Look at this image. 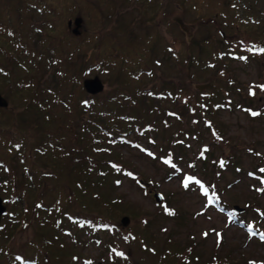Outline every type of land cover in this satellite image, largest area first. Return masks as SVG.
<instances>
[{
    "label": "trees",
    "instance_id": "16d2710c",
    "mask_svg": "<svg viewBox=\"0 0 264 264\" xmlns=\"http://www.w3.org/2000/svg\"><path fill=\"white\" fill-rule=\"evenodd\" d=\"M81 1L87 2L88 7L93 6L95 15L106 19L114 16L115 6H110L111 0H0V94L7 102L6 108H0V189L4 191L6 204L0 224V240H3L0 264L77 263V255L52 262L44 248L57 242L58 232L64 227L67 233L74 228L88 229L94 243H99L101 232L111 234L116 224L109 214L120 200L111 192L120 187L121 179H115L112 184L110 176L124 173L123 176L137 177L119 158L111 160L104 155L109 156L114 147H139L138 142L147 139L146 148L139 149L154 159L160 158L167 169L165 179L171 180L181 174L175 151L182 146L188 149L184 139L191 132L199 134L194 140L203 139L204 143L197 151L201 165L189 162L186 179L197 184L201 192L208 195L209 204L247 230V235L257 244L264 242L261 239L264 208L246 200L243 212L235 213L223 201V190L217 182L232 162L224 157L215 158V146L220 144L221 134L212 117L221 109H230L231 93L223 88L208 87L209 80L202 87L205 90L199 93L198 101L197 94L185 85L178 88L165 87L168 85L165 82L164 86L140 85L141 77L154 79L156 40H163H153L151 36L168 37L156 28L162 27V20L156 16V22L150 17L145 24L153 21L154 33L149 31L144 35L132 33L126 26L119 31L103 29L99 33L84 27L80 36H74L70 30L71 20L82 15ZM129 1L133 4L139 0ZM139 6L145 9L147 5L139 3ZM165 16L169 18L168 28L175 17L172 13ZM214 24L220 27L216 21ZM224 35L225 38L219 40L220 45L212 39L211 48L205 43L199 47L195 55L199 61L213 62V67L214 59L225 54L220 51L223 41L230 50V58L261 59L264 55L263 43L252 34ZM145 38L151 39L149 43L144 44ZM119 39L125 42L115 49L113 43ZM203 40L209 41V37ZM193 41L194 38L192 44ZM178 45L176 39L165 44L168 59H174L176 66L188 76L193 60L187 43ZM112 71L114 73L109 75ZM104 72L109 78V89L99 95H87L82 82L90 74L103 77ZM218 72L219 81L228 77L225 64L219 66ZM227 86L234 90V79L228 81ZM217 93H220L218 98ZM253 93L250 88L245 98L251 101ZM165 100L178 101L180 105L161 108ZM59 106L65 108L64 112L52 116L51 112ZM71 109L76 110L74 116L79 121L66 125L63 121ZM260 112L252 111L258 113L252 117H259ZM174 118L180 124L170 136L169 148L159 147L160 157L155 158L150 147H156L157 140L162 138V126L166 132L172 128L170 120ZM199 122L203 123L207 136L198 130ZM96 155L102 156L97 158ZM207 162L210 171L205 167ZM240 172L238 166L233 168L234 175ZM262 172L258 167L248 174L257 180L258 187L254 188L257 192L264 190ZM211 174L212 178L208 179ZM61 211L63 217L57 214ZM52 221L54 229L48 230L46 227ZM148 223L147 218L137 220V225L147 226ZM28 230L33 233L29 240L16 244L15 235ZM130 235L133 234L125 231L120 238L125 240ZM139 241L142 247L147 246L143 238ZM214 259L211 264L216 263Z\"/></svg>",
    "mask_w": 264,
    "mask_h": 264
},
{
    "label": "rangeland",
    "instance_id": "374dc122",
    "mask_svg": "<svg viewBox=\"0 0 264 264\" xmlns=\"http://www.w3.org/2000/svg\"><path fill=\"white\" fill-rule=\"evenodd\" d=\"M121 1L119 3V0H111L110 6H115L114 16L111 19L95 15L93 6L88 7L87 2L81 1L79 10L82 15L72 18L71 32L74 28L73 20L80 18L79 36L83 33L84 27L99 33L103 29L105 32L112 31L111 29L119 31L126 26L131 28L132 33L144 35L149 31L154 33V27H152L154 22L151 21L147 25L145 22L150 17L156 21L154 17L158 16L162 20L160 22L162 27L156 28L168 37H161L158 34L151 36L154 37L153 40L161 38L160 40L163 41L156 40L154 79L141 77L140 85L149 87L156 83L163 85L164 82L168 84L165 87L178 88L185 85L197 94L195 97L198 101L199 93L205 90L202 87H205L209 80L211 83L208 87L211 85L223 88L231 93L230 109H221L212 117L218 124L217 129L221 134L220 144L215 146V158L224 157L232 162L217 182L223 190V201L229 206H237L244 210L246 200H249L255 201L257 205L264 208V190L257 192L254 189L258 187L257 180L248 176L255 168L264 169V114L259 111V109L264 111V90L261 87L264 86V55L261 59L241 60L239 56L230 58V50L223 41L220 51L225 54L214 59L213 67L211 66L213 62L203 63L195 56L204 43L211 48L214 45L212 39L217 40V45H220L219 40H223L226 33L239 35L245 32L250 33L263 43L264 49V0H139L133 4H130L129 0ZM139 3H146L147 6L144 9L139 6ZM171 13L175 21L168 29L166 24L169 18L163 16ZM214 21L220 27H217ZM207 36L209 41H204L203 39ZM150 38L148 40L145 38L144 44L149 43ZM192 38L195 39L194 44H192ZM174 39L181 46L187 43L189 48L193 63L188 76L182 68L176 66L174 59H168L165 44H169L170 40ZM124 42L121 39L115 41L114 48L117 49L119 44ZM223 64L228 77L219 81L218 70ZM113 73L114 71L109 75ZM102 74L103 77L95 75L104 86V90L99 94L109 89L108 75L105 72ZM95 76L90 74L85 79H92ZM231 79H234L236 86L234 90L227 86ZM250 88L254 90L251 101L245 98V95L250 93ZM83 91L85 92L84 89ZM219 95L220 93H217L216 98ZM172 105L177 108L180 103L165 100L160 104L161 108ZM59 108L51 112L52 116H58L59 113L64 112V107L59 106ZM70 111V115L68 114L63 121L66 125L79 121V118L74 116L76 110ZM252 111L260 112V116L252 117ZM179 124L180 122L174 118L170 120L172 128H168L167 132L164 126L161 127L162 138L157 140L156 147H150L155 158L160 157L161 148L163 150L169 148L170 136ZM197 127L203 136H207L202 122H199ZM189 135L184 139L188 149L182 146L175 151L179 157L178 168L181 174L171 180L165 179L167 169L160 158L154 159L139 149L146 148L147 139L142 138L138 142L139 147H114L109 156L104 155L111 160L119 158L124 167L130 168L137 175L133 178L123 176L124 173L110 176L112 184L115 179H121L120 187L111 192L114 198L120 199L117 200L113 213L109 214L116 228L111 234L101 232L99 243H94L90 240L88 229L74 228L67 233L68 229L64 227L58 232L57 242L50 248H44L50 254L51 261L62 262L65 257L71 259L73 255H77L75 264H89V262L90 264H211V261H215L214 257L217 259L215 264H264V242L257 244L256 240L247 235V230L236 225L235 221L222 210L209 204L208 195L202 193L197 184L186 179L185 173L189 162L196 161L199 166L201 165L197 151L200 144L204 143L203 139L194 140L199 136L198 133L191 132ZM101 156L96 155L97 158ZM235 166H238L241 171L237 175L233 173ZM205 167L210 171L209 162ZM263 172L262 175H264ZM197 175L201 176L200 173ZM212 176L213 174L209 175L208 179ZM3 192L1 188L0 199L5 206ZM105 192L109 193L107 189ZM154 194L161 197L160 203L154 201ZM57 214L63 217L62 211ZM124 217L129 219L126 226L121 225ZM140 218H147L148 225H137V220ZM52 223L53 221L46 227L48 230L54 229L51 226ZM117 229L121 234L126 231L133 235L122 240ZM44 232L47 234L46 230ZM32 234L30 230L16 234L15 243L28 241ZM140 238L146 241V247L140 245ZM2 242L3 240H0V244Z\"/></svg>",
    "mask_w": 264,
    "mask_h": 264
},
{
    "label": "water",
    "instance_id": "95a60500",
    "mask_svg": "<svg viewBox=\"0 0 264 264\" xmlns=\"http://www.w3.org/2000/svg\"><path fill=\"white\" fill-rule=\"evenodd\" d=\"M73 25H74V28L72 30V34L74 36H79L80 34L79 28L81 26V19L76 18L73 22ZM82 86L85 92L90 96L98 95L104 90L103 83L100 81V79L97 76L93 77L92 79H85L82 83ZM6 107H7V102L0 95V108H6ZM153 199L156 203H160L161 197L157 194H154ZM233 209L236 213L243 212V210L238 208L237 206H234ZM5 213H6V207L3 205L2 200L0 199V223ZM128 222H129V219L127 217H124L121 220V225L126 226Z\"/></svg>",
    "mask_w": 264,
    "mask_h": 264
},
{
    "label": "snow or ice",
    "instance_id": "6c2138e0",
    "mask_svg": "<svg viewBox=\"0 0 264 264\" xmlns=\"http://www.w3.org/2000/svg\"><path fill=\"white\" fill-rule=\"evenodd\" d=\"M261 51H264V49H261ZM241 59H245V58L242 57ZM261 87H262V90H264V86H261ZM252 115H258V113H252ZM261 171H264V169H262ZM262 183H264V181H262ZM185 187H187V183H185ZM261 239H264V235L261 236ZM89 264H90V262H89Z\"/></svg>",
    "mask_w": 264,
    "mask_h": 264
},
{
    "label": "bare ground",
    "instance_id": "6f19581e",
    "mask_svg": "<svg viewBox=\"0 0 264 264\" xmlns=\"http://www.w3.org/2000/svg\"><path fill=\"white\" fill-rule=\"evenodd\" d=\"M232 209H233V207H232ZM233 211H234V209H233ZM235 212V211H234ZM242 213V212H241Z\"/></svg>",
    "mask_w": 264,
    "mask_h": 264
}]
</instances>
